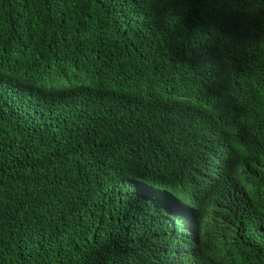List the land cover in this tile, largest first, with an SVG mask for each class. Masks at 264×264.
<instances>
[{
    "label": "trees",
    "instance_id": "trees-1",
    "mask_svg": "<svg viewBox=\"0 0 264 264\" xmlns=\"http://www.w3.org/2000/svg\"><path fill=\"white\" fill-rule=\"evenodd\" d=\"M0 264H264V0H0Z\"/></svg>",
    "mask_w": 264,
    "mask_h": 264
},
{
    "label": "clouds",
    "instance_id": "clouds-1",
    "mask_svg": "<svg viewBox=\"0 0 264 264\" xmlns=\"http://www.w3.org/2000/svg\"><path fill=\"white\" fill-rule=\"evenodd\" d=\"M216 70H217V69H216ZM225 74H227V72H226Z\"/></svg>",
    "mask_w": 264,
    "mask_h": 264
}]
</instances>
